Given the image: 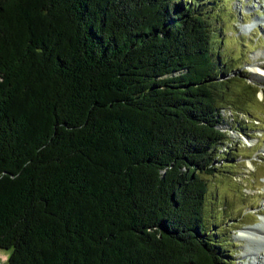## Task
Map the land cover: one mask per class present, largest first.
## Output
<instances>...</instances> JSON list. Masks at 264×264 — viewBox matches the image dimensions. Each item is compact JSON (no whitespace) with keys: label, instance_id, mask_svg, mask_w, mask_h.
<instances>
[{"label":"trees","instance_id":"1","mask_svg":"<svg viewBox=\"0 0 264 264\" xmlns=\"http://www.w3.org/2000/svg\"><path fill=\"white\" fill-rule=\"evenodd\" d=\"M206 18L185 0H0L7 264H221L201 177L253 86Z\"/></svg>","mask_w":264,"mask_h":264},{"label":"rangeland","instance_id":"2","mask_svg":"<svg viewBox=\"0 0 264 264\" xmlns=\"http://www.w3.org/2000/svg\"><path fill=\"white\" fill-rule=\"evenodd\" d=\"M185 3L207 17L215 56L219 53L221 61L233 68L234 76L253 86L240 106L241 114L235 115L243 122L241 126L229 118L230 109L223 111L226 127L222 129L227 132L228 144L218 150L220 158L213 164V175L201 177L207 185L205 232L221 248V264H264L261 259L247 257V242L238 238L240 230L255 226L264 217V79L253 77L250 71L264 68V0ZM255 53L257 58H253ZM237 91L239 87L233 86L232 92ZM253 245L257 248L262 242L258 239ZM10 251L0 249V264H7Z\"/></svg>","mask_w":264,"mask_h":264},{"label":"bare ground","instance_id":"3","mask_svg":"<svg viewBox=\"0 0 264 264\" xmlns=\"http://www.w3.org/2000/svg\"><path fill=\"white\" fill-rule=\"evenodd\" d=\"M253 56H255L253 58H257L258 54L255 53ZM250 71L253 77L260 80L264 79V68L254 67ZM238 238L247 242L244 246V252L247 257L249 256L257 260L261 259L264 263V217L260 218V223H257L255 226L246 227L240 230ZM258 239L261 240L262 246L256 248L253 243Z\"/></svg>","mask_w":264,"mask_h":264}]
</instances>
